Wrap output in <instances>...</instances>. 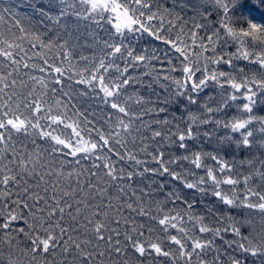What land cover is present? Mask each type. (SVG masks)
I'll use <instances>...</instances> for the list:
<instances>
[{"label":"snow or ice","instance_id":"obj_1","mask_svg":"<svg viewBox=\"0 0 264 264\" xmlns=\"http://www.w3.org/2000/svg\"><path fill=\"white\" fill-rule=\"evenodd\" d=\"M0 264H264V0H0Z\"/></svg>","mask_w":264,"mask_h":264},{"label":"trees","instance_id":"obj_2","mask_svg":"<svg viewBox=\"0 0 264 264\" xmlns=\"http://www.w3.org/2000/svg\"><path fill=\"white\" fill-rule=\"evenodd\" d=\"M26 2V0H12V3H16V4H23V3H25ZM144 44H145V46H148L149 45V40H148V38L147 37H145L144 38ZM153 46H156V45H153ZM234 49H232V48H228L227 49V51H233ZM175 62V61H174ZM140 158H142V159H144L145 157H140ZM154 166V165H153ZM199 175H203V172H200V173H198ZM165 191H167V189H165ZM158 202H163L164 201V197L163 196H157L156 198H155ZM155 207H156V205L155 204H153L152 205V208H153V210L155 209ZM172 207H174L173 205H171V204H169V205H167L166 207H164V211L165 212H167V210L169 209V208H172ZM175 208L177 209V211H179L180 209H181V206L180 205H175ZM159 230L157 229V232H158ZM172 234H176V233H172ZM145 236H148V233L146 232L145 233Z\"/></svg>","mask_w":264,"mask_h":264}]
</instances>
